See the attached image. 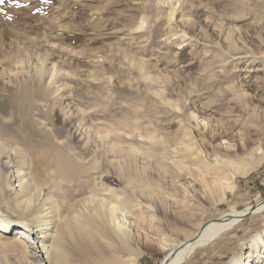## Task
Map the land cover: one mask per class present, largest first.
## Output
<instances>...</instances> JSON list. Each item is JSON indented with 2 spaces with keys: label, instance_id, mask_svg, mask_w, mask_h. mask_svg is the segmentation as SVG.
<instances>
[{
  "label": "rangeland",
  "instance_id": "374dc122",
  "mask_svg": "<svg viewBox=\"0 0 264 264\" xmlns=\"http://www.w3.org/2000/svg\"><path fill=\"white\" fill-rule=\"evenodd\" d=\"M19 5L8 0L0 5V55H17V51L42 52L60 64L63 75L58 78V86L46 85L42 95L30 100L32 108L34 105L40 108L33 109L24 121L10 105V98L15 96L13 93L23 80L34 76L35 70L28 67L24 70L27 74L18 70L7 73L12 83H7L5 88L0 84V146L6 147L1 154L0 206L13 218L21 219L15 211V195L7 183L10 186L17 183L14 173L18 167L26 173L44 167L41 162L34 161L36 158H32L29 151L26 157L19 153L26 149L25 135L37 143L39 131L61 132L59 139L95 162L93 168V165L87 168L84 180H104L121 190L125 171L138 167L147 177L145 180L157 183L179 198L184 194L174 184L170 168L165 170L154 162L149 164L140 155L135 156V161L119 159L111 143L141 146L144 150L151 146L144 138L147 132L156 130L158 137L172 139L182 134V127L188 124L195 128L202 142L206 132L202 129V118H211L216 125L229 131L228 139L223 140L226 143L239 144L245 137L251 146L258 142L264 144V54L261 53L264 49V0H19ZM173 6L180 10L175 34L170 32L167 22V13ZM36 8L41 11L37 12ZM204 18L234 28L231 48L208 24L204 25L208 29V39L199 34L204 44L192 54L189 53V40L176 45L180 37L188 39L191 35L185 28L191 21H195L196 34ZM181 19L187 20L186 24L179 23ZM50 64L48 62V67ZM16 74L21 76L16 79ZM234 84L243 92L239 103L220 91ZM52 87L61 89L58 93L61 99L57 103ZM80 109L86 113H81ZM51 110L49 117L46 112ZM78 113L83 117L77 122L81 127L84 125V129L92 127L102 132L120 123L130 127L122 128L126 133L112 132L104 141L93 135L92 147L84 148L86 134L82 133L80 139L70 135L73 121L69 123L68 120H76ZM191 113H195L196 119L191 118ZM204 137L219 140L208 135ZM157 147H153L155 157ZM41 148H36V154ZM5 160H11L12 165L4 167ZM199 186L196 183L195 187ZM237 186L238 191L230 192L227 202H220L215 209L207 210L209 204L205 197L198 209L183 207L182 217L161 214L152 207L144 214L149 223L145 224L158 234L175 232V238L189 236L195 227L189 225L191 222L187 219L196 223L199 212H206L207 219H214L233 207L244 209L261 202L264 199V163L238 179ZM51 193L53 191L47 188L46 196ZM258 232L264 234V211L246 217L218 238L197 248L184 264H227L237 252L246 250L251 237ZM14 233L11 229L0 238V264H38L22 247L13 244ZM155 238L143 251L138 264H157L166 254L158 244V235ZM74 263L83 264L78 260Z\"/></svg>",
  "mask_w": 264,
  "mask_h": 264
},
{
  "label": "bare ground",
  "instance_id": "6f19581e",
  "mask_svg": "<svg viewBox=\"0 0 264 264\" xmlns=\"http://www.w3.org/2000/svg\"><path fill=\"white\" fill-rule=\"evenodd\" d=\"M179 11L173 6L167 13V22L172 34L176 33L177 28L174 29V26L178 22ZM238 18L240 17H235ZM180 21H184L183 24L187 22L182 19L179 23ZM202 22L204 24L200 23L198 26L200 31L195 34V21H191L185 27L191 35L188 39L184 36L178 38L179 40L175 41L176 45L180 46L189 40V53L192 54L195 48L204 44L198 37L199 34L208 39V29L204 26L208 24L219 32L227 43L226 46L231 48L234 43L233 27H225L223 23L214 22L211 18H204ZM184 31L188 34L186 29ZM23 52H15L17 55H0V69H2L0 84L5 88L12 83V77L7 73L12 74L18 70L22 74H27L24 70L28 67L35 70L34 76L29 80H23L20 88L13 93L15 96L10 98V105L22 115L24 121L30 117L33 109L40 108L36 105L32 108L30 100L42 95L46 90L44 86H58L56 84L58 78L63 75V68L56 60L50 59L42 52ZM261 53L264 54V49ZM235 55L240 56V53ZM48 62H51L49 67ZM20 76L21 74H16L15 78ZM52 88L57 103L61 99L58 94L61 89ZM220 91L221 94L231 96L230 100L238 103L240 95L243 94L240 86L236 84ZM18 94L21 97H16ZM196 96L199 97L200 94ZM42 111H45L44 108ZM80 112L86 113L84 109ZM46 114L50 117L52 110ZM190 116L196 119L195 113H191ZM81 117L83 116L78 113L75 115L76 120L70 118L68 121L69 123L73 121L71 136L80 139L82 133L86 134V141L82 145L84 148L92 147L93 135L104 141L112 132L126 133V129L122 130V128L130 127L127 123H120L119 126L123 124V127L110 125V128L106 127L102 132L92 127L84 129V125L81 127L78 123ZM202 119L204 121L202 129L206 130L202 142L198 140L195 128L186 123L189 126L182 127V134L178 133L172 139L158 137L156 130L147 132L146 136L139 133L151 143V146L144 150L141 146L124 147L116 141L111 143V148L119 155V159L128 158L135 161V156L140 155L149 164L154 162L161 169L170 168L174 184L184 194L181 198L157 186V183L145 180L147 177H144V173L138 167L125 171L121 180L123 184L121 190L104 180H84L88 172L87 168L92 165L93 168L95 162H91L93 160L77 152L67 141L59 139L61 132L42 130L37 133L33 129L39 141L37 140L36 143V140L30 137L29 139L25 135L23 140L26 149L18 150L24 157L28 156L29 151L32 158H36L34 161L41 162L44 167L43 170L36 167L30 173L18 167L14 173L17 183L11 186L7 183L9 190L15 195V211L21 219L13 218L0 206V238L5 237L11 229L15 230L13 244L22 247L38 264H73L76 260L83 264H138L147 245L155 241L158 235V244L166 250V254L157 264L186 263L197 248L210 243L223 232L242 222L253 205L244 209L233 207L214 219H207L206 212H199L196 223L187 219L188 223L191 222L189 225H194V232L189 236L177 238L174 237L175 232L158 234L156 229L154 232L152 227L146 225L145 222L148 223L144 216L146 210L154 207L161 214L171 213L182 217L180 211L183 207L198 209L204 197L209 204L207 210L212 209L220 202H224L230 192L238 191V179L248 176L264 163L263 143H253L251 146L245 137L240 139L239 144L226 143L223 140L227 138L226 134L229 131L219 124L216 125L211 118ZM180 124H182L181 120ZM196 125H199L198 122ZM132 126L136 127L135 124ZM204 135L219 140H208ZM156 145L159 149L155 157L153 147L155 148ZM38 146L42 148L36 154ZM207 148L210 150L208 151ZM5 150L6 147L1 145L0 164L3 160L1 154ZM3 165L10 167L12 162L5 160ZM42 174L48 178L44 179ZM196 183L200 185L199 188L195 187ZM47 188L53 193L46 196ZM43 197L45 201L40 204ZM254 205L256 210L250 215L264 211V199ZM263 248L264 234L258 232L251 237L246 250L237 252L227 264H264Z\"/></svg>",
  "mask_w": 264,
  "mask_h": 264
},
{
  "label": "snow or ice",
  "instance_id": "6c2138e0",
  "mask_svg": "<svg viewBox=\"0 0 264 264\" xmlns=\"http://www.w3.org/2000/svg\"><path fill=\"white\" fill-rule=\"evenodd\" d=\"M5 2H6V0H0V5H3ZM8 2H10L12 4H15L17 6H20L19 5V0H8ZM23 7H28V6L27 5H23ZM36 11L39 12V11H41V9L40 8H36ZM8 19L11 20L12 17L9 16Z\"/></svg>",
  "mask_w": 264,
  "mask_h": 264
},
{
  "label": "water",
  "instance_id": "95a60500",
  "mask_svg": "<svg viewBox=\"0 0 264 264\" xmlns=\"http://www.w3.org/2000/svg\"><path fill=\"white\" fill-rule=\"evenodd\" d=\"M255 210H256V206L253 205V206L251 207V209L248 211V213L246 214V216H244V217H248V216H250V214L253 213Z\"/></svg>",
  "mask_w": 264,
  "mask_h": 264
}]
</instances>
